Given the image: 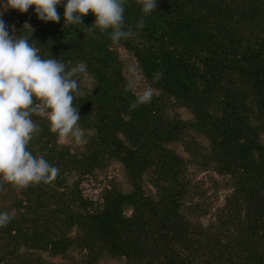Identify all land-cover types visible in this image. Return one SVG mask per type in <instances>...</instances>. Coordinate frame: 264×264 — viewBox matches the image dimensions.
<instances>
[{
    "label": "trees",
    "instance_id": "obj_1",
    "mask_svg": "<svg viewBox=\"0 0 264 264\" xmlns=\"http://www.w3.org/2000/svg\"><path fill=\"white\" fill-rule=\"evenodd\" d=\"M57 11L59 23L40 20L35 6L0 18L42 58L86 65L90 83L77 74L85 95L74 100L85 140L60 141L47 118L32 117L40 132L28 148L59 175L0 191V212L13 217L0 227V264H264V0H157L147 16L127 0L125 30L137 35L118 45L88 33L91 12L85 26H64V5ZM121 46L154 89L132 110L138 93L124 90ZM114 161L129 188L108 174L85 193L83 179ZM200 171L222 176V204Z\"/></svg>",
    "mask_w": 264,
    "mask_h": 264
},
{
    "label": "clouds",
    "instance_id": "obj_2",
    "mask_svg": "<svg viewBox=\"0 0 264 264\" xmlns=\"http://www.w3.org/2000/svg\"><path fill=\"white\" fill-rule=\"evenodd\" d=\"M127 0H5L0 17L9 9L27 13L35 6V13L44 22L59 23L57 6L64 5V26L84 25L83 18L90 12L95 16L91 26H85L88 33L98 28L108 34L114 45L135 35L131 29L125 30V4ZM145 16L157 9V0H137ZM137 28L144 27L141 19ZM32 29L28 23L24 28ZM110 30V31H109ZM16 31L12 26V32ZM32 31H34L32 29ZM87 70L84 63L69 68L56 58H42L39 49L24 36L10 35L8 26L0 18V191L5 184L17 190L41 183L49 184L59 175V169L51 165L43 156L32 154L28 146L40 127L33 116L47 118L50 131L57 134L60 141L69 137L77 143L83 136L79 126V108L74 100L85 95L77 74ZM131 78L127 80L125 91L136 93L140 80L137 68L129 66ZM161 78L160 73L154 80ZM153 89L145 88L136 95L129 110L151 102ZM13 217L8 212H0V227H6Z\"/></svg>",
    "mask_w": 264,
    "mask_h": 264
},
{
    "label": "rangeland",
    "instance_id": "obj_3",
    "mask_svg": "<svg viewBox=\"0 0 264 264\" xmlns=\"http://www.w3.org/2000/svg\"><path fill=\"white\" fill-rule=\"evenodd\" d=\"M1 3H2V0H0V9L2 8ZM119 50H120V53H121L123 60H124L125 72H126L128 79H130L131 75H132L128 70L129 66L134 65L138 70V74L140 75V80L137 83L136 92L139 94L145 88L150 87V86L146 82L140 68L138 67V64L136 62L135 57L126 48H124L122 46L119 47ZM79 78H80V82H83V85H87L90 83V77L86 74H84V75L81 74L79 76ZM153 91H154V89H153ZM177 109H179V111L183 114L184 117H190L191 116V113L185 107H178ZM82 132H83V130H82ZM84 140H85V135L83 132L82 139L78 143H81ZM63 142H68L72 145L78 144L71 137L64 140ZM108 174H110L112 176H116L120 180V182L122 183V185L125 189L129 188V184L126 181L125 174H124V168H123L122 164L120 162L114 161L110 164V166L107 169L100 171L97 175V178L85 177L83 179V181H84L83 182L84 192L88 193L89 191H91L92 187L98 188V190H99V184L97 183L98 180L101 179V181L103 183V184L102 183L101 184L104 186L105 185L104 183L107 182L106 180L109 179ZM196 179L203 181V184H204L205 188L208 189L209 195L213 199V202L215 203V205H220L224 202L225 195L227 194L229 189L227 187L223 186V178L220 174H217V173L212 172V171H200L196 175ZM147 188L153 189L152 185H150V184L147 185ZM101 264H125V262L123 260H109V261L107 260Z\"/></svg>",
    "mask_w": 264,
    "mask_h": 264
},
{
    "label": "built area",
    "instance_id": "obj_4",
    "mask_svg": "<svg viewBox=\"0 0 264 264\" xmlns=\"http://www.w3.org/2000/svg\"><path fill=\"white\" fill-rule=\"evenodd\" d=\"M93 197L96 199L98 197V193L94 192Z\"/></svg>",
    "mask_w": 264,
    "mask_h": 264
}]
</instances>
